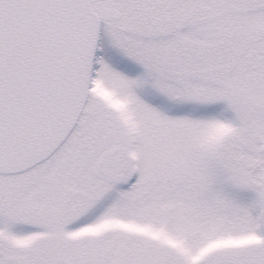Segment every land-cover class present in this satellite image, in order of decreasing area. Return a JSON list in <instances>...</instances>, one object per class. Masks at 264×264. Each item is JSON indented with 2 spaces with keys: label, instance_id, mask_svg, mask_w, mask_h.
<instances>
[{
  "label": "snow or ice",
  "instance_id": "6c2138e0",
  "mask_svg": "<svg viewBox=\"0 0 264 264\" xmlns=\"http://www.w3.org/2000/svg\"><path fill=\"white\" fill-rule=\"evenodd\" d=\"M0 264H264V0H0Z\"/></svg>",
  "mask_w": 264,
  "mask_h": 264
}]
</instances>
